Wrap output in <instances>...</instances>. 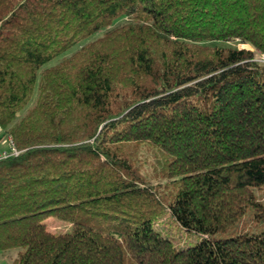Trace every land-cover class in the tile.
Returning a JSON list of instances; mask_svg holds the SVG:
<instances>
[{"label": "trees", "instance_id": "trees-1", "mask_svg": "<svg viewBox=\"0 0 264 264\" xmlns=\"http://www.w3.org/2000/svg\"><path fill=\"white\" fill-rule=\"evenodd\" d=\"M236 39L264 56V0H0L13 264H264V60L208 44Z\"/></svg>", "mask_w": 264, "mask_h": 264}, {"label": "rangeland", "instance_id": "rangeland-1", "mask_svg": "<svg viewBox=\"0 0 264 264\" xmlns=\"http://www.w3.org/2000/svg\"><path fill=\"white\" fill-rule=\"evenodd\" d=\"M125 19V17L118 19L116 21V24L124 21ZM100 35L101 33L95 35L93 38ZM208 44H215L224 47L246 48L254 51L256 53V57L259 60H264V56L260 54L259 50L255 49L249 44L240 42L238 39L229 42H208ZM71 52H69L67 55H69ZM58 60L59 58H57L50 64L53 65L57 63ZM45 223L48 230H50L51 232H64L69 228L68 223L57 217H49L45 220ZM154 227L159 230L163 236L169 238L177 248L193 246L199 240V236L197 234L189 233L183 228L179 227V225L167 212L154 219ZM22 249V247H13L5 250H0V264H13V261L17 258L18 252Z\"/></svg>", "mask_w": 264, "mask_h": 264}, {"label": "built area", "instance_id": "built-area-1", "mask_svg": "<svg viewBox=\"0 0 264 264\" xmlns=\"http://www.w3.org/2000/svg\"><path fill=\"white\" fill-rule=\"evenodd\" d=\"M19 153L12 136L0 124V161L17 156Z\"/></svg>", "mask_w": 264, "mask_h": 264}]
</instances>
